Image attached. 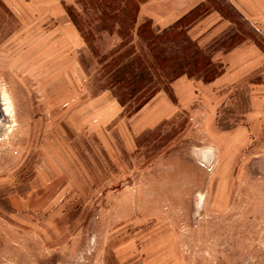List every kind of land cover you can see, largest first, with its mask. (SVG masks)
<instances>
[{
  "label": "rangeland",
  "instance_id": "obj_1",
  "mask_svg": "<svg viewBox=\"0 0 264 264\" xmlns=\"http://www.w3.org/2000/svg\"><path fill=\"white\" fill-rule=\"evenodd\" d=\"M59 1L99 54L121 40L88 0H0V264H264V119L247 114L264 67L129 113L48 16ZM235 28L199 43L220 61Z\"/></svg>",
  "mask_w": 264,
  "mask_h": 264
},
{
  "label": "trees",
  "instance_id": "obj_2",
  "mask_svg": "<svg viewBox=\"0 0 264 264\" xmlns=\"http://www.w3.org/2000/svg\"><path fill=\"white\" fill-rule=\"evenodd\" d=\"M88 1L99 22L97 29L121 38L106 53L94 49L90 38L93 32L82 25V15L75 5L67 6L68 13L97 57L100 70L110 75L104 89L111 90L129 113L141 109L160 90L172 95L171 82L179 76L210 82L224 71V63L213 59L209 47L189 34L191 26L211 10H218L236 25L228 39L220 43L222 49L251 38L264 50V35L227 0L203 1L165 28L155 27L149 17L137 23L141 0Z\"/></svg>",
  "mask_w": 264,
  "mask_h": 264
},
{
  "label": "crops",
  "instance_id": "obj_3",
  "mask_svg": "<svg viewBox=\"0 0 264 264\" xmlns=\"http://www.w3.org/2000/svg\"><path fill=\"white\" fill-rule=\"evenodd\" d=\"M203 1L207 0H141L137 23L149 17L152 18L155 27L165 28ZM227 1L264 35V0ZM43 7L49 9L50 13L48 16L62 18L65 30H68V33L80 44V39H84V37L71 17L69 18L68 16L69 19L67 18L60 1L59 4L57 2L51 7L45 3ZM234 27L235 24L230 19L225 18L218 10L214 9L191 26L189 34L193 35L192 37L194 38L196 37L200 42L203 39H211L217 35H221ZM102 32L112 35L108 31ZM217 58L224 63L225 68L217 78L207 83L206 86L210 88L225 87L239 83L251 76L258 69H261V67H264V50L251 38L245 39L228 50L221 49L220 56ZM192 83L193 79L191 77L182 75L173 80L171 86L180 96L182 93L190 91ZM107 91L116 98L111 90L107 89ZM164 91L160 90L142 108H145L146 105L158 98V96L164 98L166 96V91ZM247 96L249 98L247 114L251 123L258 118L264 119V84L251 86Z\"/></svg>",
  "mask_w": 264,
  "mask_h": 264
},
{
  "label": "bare ground",
  "instance_id": "obj_4",
  "mask_svg": "<svg viewBox=\"0 0 264 264\" xmlns=\"http://www.w3.org/2000/svg\"><path fill=\"white\" fill-rule=\"evenodd\" d=\"M12 105H13L12 98H10V96H8V94L5 92V90H0V107H1L2 111L6 112V113L7 112L10 113ZM1 118H2V116H1ZM7 118H8V116H7ZM3 119H5V117ZM8 132H9V128H5L4 136L7 135Z\"/></svg>",
  "mask_w": 264,
  "mask_h": 264
}]
</instances>
